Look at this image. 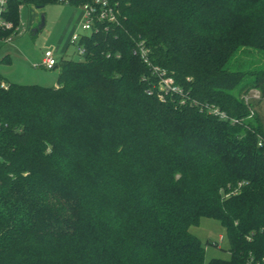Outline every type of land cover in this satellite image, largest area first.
<instances>
[{"label":"trees","instance_id":"obj_1","mask_svg":"<svg viewBox=\"0 0 264 264\" xmlns=\"http://www.w3.org/2000/svg\"><path fill=\"white\" fill-rule=\"evenodd\" d=\"M115 1L119 23L59 60L57 87L0 75V264H264V125L246 101L264 68L232 67L264 56V0ZM21 4L56 1L10 0L16 25ZM205 218L228 260L206 262Z\"/></svg>","mask_w":264,"mask_h":264},{"label":"rangeland","instance_id":"obj_2","mask_svg":"<svg viewBox=\"0 0 264 264\" xmlns=\"http://www.w3.org/2000/svg\"><path fill=\"white\" fill-rule=\"evenodd\" d=\"M45 15V26L39 34L33 31L41 23V15ZM81 8L61 5L46 4L42 8L27 4L21 11L25 30L21 35L13 36L12 41L0 42V75L10 83L20 85H39L43 87H55L57 84L58 68L48 71L35 66L41 64L45 51L54 50L60 40L67 47L66 53L56 54L57 58L81 60L77 53V47L70 45L69 38L74 31L80 35L84 32L80 28ZM68 45V46H67ZM59 47V46H58ZM62 48V47H61ZM239 69L264 68V56L253 49L241 51L232 61V67ZM248 103L256 104L252 115L257 112L264 125V93L252 91L247 97ZM191 233L198 237L206 248V262L212 259L228 260L230 258L226 231L215 220L202 219L199 226L192 227ZM217 244L218 247H215Z\"/></svg>","mask_w":264,"mask_h":264},{"label":"built area","instance_id":"obj_3","mask_svg":"<svg viewBox=\"0 0 264 264\" xmlns=\"http://www.w3.org/2000/svg\"><path fill=\"white\" fill-rule=\"evenodd\" d=\"M56 4L73 6L81 8L80 14V28L84 34L73 33L69 38L70 45L77 47V53L83 60L87 55L86 39L103 30H108L119 23L120 11L115 0H55ZM9 2L10 0H0V34L9 32L10 35L4 37V42L12 41L13 36L21 35L25 30L24 23L21 17V11L26 4L19 6V24H15L9 20ZM68 46V45H67ZM68 49V48H67ZM141 56L145 62L148 63L147 51L140 46ZM56 49L47 50L44 53L41 64L35 68H43L45 70H54L59 62L56 56ZM155 72L160 78L159 91L164 94L177 91L174 80L166 77L165 73ZM2 88L7 89L6 84H2ZM215 111V110H214ZM216 112V111H215ZM252 114V111H251ZM263 143H259L262 146Z\"/></svg>","mask_w":264,"mask_h":264},{"label":"crops","instance_id":"obj_4","mask_svg":"<svg viewBox=\"0 0 264 264\" xmlns=\"http://www.w3.org/2000/svg\"><path fill=\"white\" fill-rule=\"evenodd\" d=\"M31 5H33V4H31ZM33 6H35V5H33ZM35 7H37V6H35ZM38 8H42V7H38ZM80 22V18H79V20H78V23ZM78 27V26H77ZM77 27H74V29H73V32H72V34L74 33V31L76 30V28ZM40 33V31L37 33V34H39ZM71 34V35H72ZM0 42L3 44V43H7V42H4V40H3V38H0ZM62 43H64L62 40H60V42H59V44H58V46H56V52L57 53H59V52H62L63 53V55L66 53V51H67V47L65 46H63V44ZM62 47V48H61ZM61 58H63V57H61ZM60 58V59H61ZM59 59V60H60ZM64 59H66V58H64ZM42 61V60H41ZM5 79V78H4ZM8 83H10L7 79H5ZM57 84H56V86L55 87H57L58 86V76H57ZM39 86V85H38Z\"/></svg>","mask_w":264,"mask_h":264},{"label":"water","instance_id":"obj_5","mask_svg":"<svg viewBox=\"0 0 264 264\" xmlns=\"http://www.w3.org/2000/svg\"><path fill=\"white\" fill-rule=\"evenodd\" d=\"M45 26V15H41V23L40 25L33 31V33L36 35L39 31H42Z\"/></svg>","mask_w":264,"mask_h":264}]
</instances>
